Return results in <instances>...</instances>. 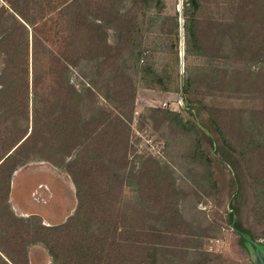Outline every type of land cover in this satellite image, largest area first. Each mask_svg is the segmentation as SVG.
I'll return each instance as SVG.
<instances>
[{"label": "rangeland", "instance_id": "obj_1", "mask_svg": "<svg viewBox=\"0 0 264 264\" xmlns=\"http://www.w3.org/2000/svg\"><path fill=\"white\" fill-rule=\"evenodd\" d=\"M198 1L194 27L200 49L195 53V43L188 49V0H86L92 9L101 4L119 17L128 10L136 15L142 50L139 58L130 53L123 56L127 75L111 77L110 90L116 99L96 96L97 103L107 109L100 130L105 134L110 127L111 111L125 116L128 167L147 172L136 185L142 192L125 184L123 194L130 201L140 193L139 198L146 203L157 198L149 178L160 169L152 160H160L164 175L173 171L180 190L161 201L176 200L181 220L186 219L176 227L179 245L168 256L174 264H261L264 201L259 208L254 205L258 180L264 175V146H248L252 134L258 143L264 142L259 130L264 128V0ZM3 4L8 5L0 0ZM58 10L50 11L35 29L54 50L62 47L69 32ZM95 16L101 23L102 15ZM115 26L108 29L111 44L116 43ZM83 63L70 64L71 80L86 92L89 77L99 78L89 63ZM101 76L104 85L109 74ZM187 78L190 83L186 89ZM131 83L135 88L133 111L126 101ZM123 101L126 103L117 105ZM94 107L97 109L85 104V112L92 113ZM150 108L175 110L185 124L163 119ZM131 113L132 118L128 117ZM115 133L117 129L112 127L106 135ZM113 139L114 146L107 141V149L115 156L117 139ZM147 157L151 160L142 167ZM10 203L19 216L36 214L43 224L54 225L75 212L78 197L64 166L34 157L14 171ZM28 251L30 264L53 260L42 242L30 244Z\"/></svg>", "mask_w": 264, "mask_h": 264}, {"label": "trees", "instance_id": "obj_2", "mask_svg": "<svg viewBox=\"0 0 264 264\" xmlns=\"http://www.w3.org/2000/svg\"><path fill=\"white\" fill-rule=\"evenodd\" d=\"M5 1L8 5H0V264H30L28 246L37 242L51 253L53 260L48 264H174L168 256L179 245L176 227L186 219L181 220L176 200L161 201L180 190L173 171L164 175L160 160H152L160 169L149 178L157 198L154 203H146L139 198L140 193L130 201L123 194L125 184L139 190L137 186L147 172L128 167L129 127L125 116L111 111L110 127L105 134L100 130L107 109L97 103L96 96L115 100L110 79L128 74L123 56L130 53L135 59L142 54L136 15L128 10L119 17L101 4L92 9L86 0L85 4L84 0ZM188 1V49L195 43L197 53L200 44L194 26L199 1ZM56 9L69 25V38L65 35L62 47L54 50L35 29ZM93 14L102 15V22H96ZM112 26L117 30L115 44L108 37ZM83 62L89 63L99 78L89 77L86 92L71 80L70 64L79 66ZM106 72L109 77H104L102 85L101 74ZM189 83L187 78L186 89ZM129 85L132 92L126 101L133 111L135 88ZM88 103L97 106L90 114L85 112ZM150 110L160 112L163 119L185 124L175 110ZM112 127L117 133L107 136ZM259 130L264 134V128ZM113 138L117 139L115 156L107 149L110 144L114 146ZM262 146L264 142L258 143L252 134L248 147ZM34 157L64 166L75 183L77 207L59 224H43L36 214L19 216L11 206L13 173ZM150 158L142 161V167ZM258 182L256 208L264 201V175Z\"/></svg>", "mask_w": 264, "mask_h": 264}, {"label": "water", "instance_id": "obj_3", "mask_svg": "<svg viewBox=\"0 0 264 264\" xmlns=\"http://www.w3.org/2000/svg\"><path fill=\"white\" fill-rule=\"evenodd\" d=\"M262 263L264 264V262L262 261Z\"/></svg>", "mask_w": 264, "mask_h": 264}]
</instances>
